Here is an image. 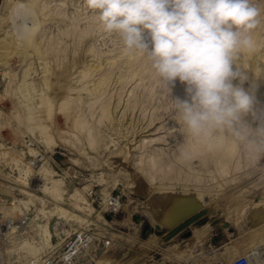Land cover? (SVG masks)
Segmentation results:
<instances>
[{
	"label": "rangeland",
	"instance_id": "374dc122",
	"mask_svg": "<svg viewBox=\"0 0 264 264\" xmlns=\"http://www.w3.org/2000/svg\"><path fill=\"white\" fill-rule=\"evenodd\" d=\"M2 2L0 47L12 40L17 50L6 64L0 63V264H44L80 235L86 239L79 242L75 264H231L252 248L264 257V245L249 248L254 230L249 213L264 199V120L259 125L254 118L253 124L250 114L231 125L209 122L192 128L179 106V101L189 99L185 85L179 80L165 84L147 54L127 49L119 34L106 32L86 0H37L32 7L19 8L20 12L31 8L28 18L14 20ZM251 3L260 12L259 25L249 33L258 38V50L256 59H249L250 69L243 67L248 77L244 87L249 89L257 81L258 87L251 90L254 110L260 115L264 113V72L258 66L264 63V0ZM30 28L36 29L37 52L44 55L21 49L25 38L20 32L25 31L26 37ZM22 50L30 54L21 56ZM44 76L51 84L42 88ZM101 76L106 77L105 85L93 92ZM80 85L85 90L77 94L74 88ZM43 97L52 105L46 118ZM63 101L69 102L68 111L60 110ZM106 105L107 114L102 112ZM42 127L55 141L51 147L44 143ZM193 142L201 147L195 154L189 151ZM224 142L234 147L222 158L215 155V148ZM249 142L253 152L246 150ZM128 149L133 161L123 158ZM42 164L59 182L61 203L43 190L45 171L34 172ZM197 190L207 201L201 217L206 222L229 220L226 230L217 228L190 240L202 227L199 223L188 230V238L179 235L164 243L154 236L156 217L151 213L156 215L157 197H162L157 193ZM73 194L83 198L91 211L74 209ZM106 197L118 200L116 212L108 209ZM55 205L78 219L57 215ZM46 223L48 242L42 235ZM29 241L40 245L36 257L22 244Z\"/></svg>",
	"mask_w": 264,
	"mask_h": 264
},
{
	"label": "clouds",
	"instance_id": "9594fccd",
	"mask_svg": "<svg viewBox=\"0 0 264 264\" xmlns=\"http://www.w3.org/2000/svg\"><path fill=\"white\" fill-rule=\"evenodd\" d=\"M104 30L117 33L127 49L146 53L165 84L177 80L189 97L179 101L192 128L231 125L252 114L255 96L235 67L241 49L255 45L249 34L260 21L251 0H86ZM148 34V39L145 33Z\"/></svg>",
	"mask_w": 264,
	"mask_h": 264
},
{
	"label": "bare ground",
	"instance_id": "6f19581e",
	"mask_svg": "<svg viewBox=\"0 0 264 264\" xmlns=\"http://www.w3.org/2000/svg\"><path fill=\"white\" fill-rule=\"evenodd\" d=\"M3 2V4L5 5V6H9V8L11 9V13H13L12 14V17L10 18V19H12V20H14V19H16V18H18V17H20L21 19H22V17L23 18H28V15H29V13H30V9L28 8V10L26 11H22V12H20V10H19V8L21 7V5H24V4H27V5H29V7L31 6H33V3L34 2H36L37 0H2ZM54 1V0H53ZM39 2L40 1H38V4H39ZM37 4V5H38ZM26 5V6H27ZM35 5V4H34ZM49 5V4H48ZM1 7V6H0ZM23 7H25V6H23ZM4 8V7H3ZM34 8V7H33ZM37 8V7H36ZM17 9V10H16ZM24 9V8H23ZM41 10V9H40ZM38 13V12H37ZM39 14V13H38ZM35 15V14H34ZM11 16V15H10ZM34 17V16H33ZM31 18H32V16H31ZM33 19V18H32ZM34 19H35V17H34ZM33 19V20H34ZM37 19V18H36ZM39 19V18H38ZM42 19V18H41ZM47 19V18H46ZM49 20V19H48ZM32 21V20H31ZM32 22H35V21H32ZM41 23V22H40ZM34 24V23H33ZM36 24V23H35ZM36 25H38V24H36ZM36 28V27H35ZM24 29V28H23ZM31 29V28H30ZM30 29H28V30H30ZM22 30V29H21ZM35 30L36 29H31V31H29V34L27 35L26 34V37H25V35H23L24 33H25V31L24 32H20V30H19V32H20V34H22V36H24V38H25V41L24 40H22V41H24L25 42V45H22V48L21 49H23V50H29L30 52H32L31 54L32 55H35L36 53L37 54H41L40 52H37L38 50V48L36 47V44H35V42H34V32H35ZM17 32V31H16ZM17 34H18V32H17ZM16 34V35H17ZM8 35V34H7ZM21 36V35H20ZM22 36L20 37V38H22ZM13 37V36H12ZM17 37H18V35H17ZM16 39V38H15ZM19 39V38H18ZM47 39V38H46ZM253 41H254V45H255V47L252 49V50H247V49H243V51H241V52H239V54H238V57H237V60H236V62H235V67H237V68H239L240 70H241V72H243V67L244 66H248V68L250 67L249 66V59L250 58H253L255 55H256V51L258 50V46H257V44H258V38L257 37H254L253 38ZM4 43L2 44L3 46H1L0 48L1 49H3V51L2 52H0V60L1 61H4V62H0V63H4V64H6L8 61V58L13 54V52L15 51V50H17V45L16 46H14V42L11 40V41H3ZM13 42V43H12ZM43 42V41H42ZM23 43V42H22ZM41 43V42H40ZM38 45V44H37ZM42 46V45H41ZM41 48V47H40ZM0 49V50H1ZM20 49V50H21ZM20 50H18L17 51V53L19 52L20 53ZM23 50H22V53H24V54H22L21 56H24V57H27V55H29L30 54V52L28 53L27 51V54H26V52L24 51L23 52ZM40 50H42V49H40ZM35 53V54H34ZM45 53V52H44ZM21 54V53H20ZM36 54V55H37ZM43 54V53H42ZM41 54V55H42ZM41 55H38L39 57L41 56ZM44 55V54H43ZM61 55V54H60ZM37 56V57H38ZM31 57V56H30ZM259 57V56H258ZM262 57V56H261ZM29 58V57H28ZM41 58V57H40ZM43 58V57H42ZM47 58V57H46ZM79 58V57H78ZM255 58V57H254ZM38 59V58H37ZM72 59H74V58H72ZM256 59V58H255ZM260 59H262V58H260ZM260 59H258L256 62H258V64H260L259 63V61H260ZM252 60V59H251ZM42 61V60H41ZM77 61V60H76ZM71 62V61H70ZM74 62V61H73ZM41 63V62H40ZM49 64V63H48ZM3 65V64H2ZM75 65V64H74ZM82 65V64H81ZM252 66H253V64H251ZM257 65V64H256ZM65 66V65H64ZM259 67H260V69L262 70V72H264V63H261L260 65H258ZM77 67V66H76ZM87 67V66H86ZM96 67H98V66H96ZM95 67V68H96ZM45 68V67H44ZM78 68V67H77ZM82 68V67H81ZM92 67L91 66H89L88 67V69H87V71L89 72L90 70L89 69H91ZM258 68V67H257ZM250 69V68H249ZM260 69H258L259 70V72L261 71ZM53 70V69H52ZM38 71V70H37ZM45 71V70H44ZM47 71V70H46ZM45 71V72H46ZM69 72V71H68ZM76 72V71H75ZM85 72V71H84ZM83 72V73H84ZM88 72H85L84 74L85 75H87V73ZM249 72V71H248ZM262 72H260V74L262 73ZM42 73V72H41ZM44 73V72H43ZM60 73V72H59ZM244 73V72H243ZM29 74V73H28ZM46 74V73H45ZM50 74H52V73H50ZM54 74V73H53ZM61 74V73H60ZM89 74V73H88ZM93 74V73H92ZM259 74V73H258ZM259 74V75H260ZM262 74H264V73H262ZM44 75V74H43ZM49 76H51V75H49ZM258 76V75H257ZM41 77V76H40ZM66 77V76H65ZM81 77V76H80ZM22 78V77H21ZM50 78V77H49ZM49 78H48V76L47 77H45L44 76V78L41 80L42 82H41V85L40 86H42V88L43 87H48L49 86ZM262 78H264V77H262ZM23 79V78H22ZM52 79V78H51ZM62 79V78H61ZM32 80V79H31ZM57 80V79H56ZM94 80V79H93ZM262 80H264V79H262ZM105 81H106V77H104V76H101L100 78H99V80H98V83H97V86L96 87H93L94 89L92 90L93 92H94V90L97 92V91H99V88H100V90H101V88L103 87V85H105L104 83H105ZM108 81V80H107ZM17 83V82H16ZM58 83V82H57ZM56 83V84H57ZM51 84V83H50ZM251 85V89L253 88V89H256L257 87H258V83H257V81L256 80H254V81H252V84H250ZM51 86V85H50ZM81 86V85H80ZM28 87V86H27ZM56 87V86H55ZM82 87V86H81ZM19 89V88H18ZM33 90V89H32ZM44 90V89H43ZM57 90V89H56ZM70 90H72V88L70 89ZM69 90V91H70ZM74 90L77 92V94L81 91L82 92V90H85V88H80V89H75L74 88ZM73 90V91H74ZM74 91V92H75ZM66 92V91H65ZM68 92V91H67ZM71 92V91H70ZM95 92V93H96ZM99 93V92H98ZM68 96V95H67ZM46 97V96H45ZM74 99V98H73ZM67 101H69L68 100V98H67ZM65 101H63V103L61 104V106H60V110L61 111H65L66 110V108L68 107H66L65 108V106H66V103L68 104L69 102H66V103H64ZM42 103L43 104H45L44 106H45V108H46V110L45 109H43V111H45V118L46 117H49L50 116V114H51V106L49 105V100L47 99V98H44L43 97V100H42ZM41 103V104H42ZM73 103V102H72ZM71 103V104H72ZM42 104V105H43ZM51 104V103H50ZM71 104H70V106H71ZM256 106V105H255ZM254 106V107H255ZM41 108V107H40ZM103 108H104V106H103ZM103 108H102V110H103ZM108 106L106 105L105 106V108H104V110L102 111V112H104L105 113V111H107V113H108ZM255 109V108H254ZM66 111H68V110H66ZM256 111V110H255ZM43 113V112H42ZM66 113H68V112H66ZM66 113H64V114H66ZM72 113V112H71ZM107 113H105V114H107ZM259 113V112H258ZM250 115V114H249ZM261 115V114H260ZM40 116V115H39ZM74 116V115H73ZM72 116V117H73ZM257 116H259L258 114H257ZM33 117V116H32ZM68 117H70V116H68ZM78 117V116H77ZM66 118H67V114H66ZM254 118H256V117H254L253 115H252V117H249V119H250V122H252L253 124L255 123V119ZM71 118H69V120H70ZM73 119V118H72ZM258 120V119H257ZM66 121V120H65ZM40 122V121H39ZM61 122V121H60ZM245 122H247V121H245ZM248 122H249V120H248ZM44 123V122H43ZM239 123V122H238ZM262 123V121L259 119V125ZM74 124H75V122H74ZM256 125V124H255ZM252 128H253V125H252ZM260 128V127H259ZM41 129V128H40ZM61 130V129H60ZM43 131V134H45L44 135V143L46 144V146L47 147H51V144L53 143V142H55V141H52L51 140V138L49 137V136H47L48 134H47V131H46V129H45V127L43 128L42 127V130H41V132ZM254 132V131H253ZM257 133V132H256ZM259 134V133H258ZM202 138H203V136H202ZM208 141V140H207ZM59 143V142H58ZM93 143V142H92ZM233 144V143H232ZM55 146V145H54ZM135 146V145H134ZM207 147V146H206ZM233 147L234 146H232V145H229V144H225V142H224V144H220V147H219V149H216L215 148V150H217V151H215V155H218V156H221L222 158H224L225 156H227V154H229V153H232L233 152ZM200 148L201 147H199V145L197 144V142H193V143H191L190 145H189V151L191 152V153H197L198 151H200ZM204 150H205V148H204ZM246 150L247 151H249V152H253V150H254V145L251 143V142H249V143H247L246 144ZM30 152L32 153L33 151L32 150H30ZM131 153V150L130 149H128V151H125L123 154V158H124V160L125 159H127V157H129L128 159L129 160H131V161H133V159H135V158H132V156H133V151H132V153ZM127 154H130V156H127ZM231 155V157H232V154H230ZM146 157V156H145ZM35 158V157H34ZM120 159V158H119ZM127 159V160H128ZM145 159V158H144ZM131 161H130V164H131ZM135 161V160H134ZM141 162H143V161H141ZM145 162V161H144ZM147 162V161H146ZM126 163V162H125ZM123 164V163H122ZM224 164H225V161H224ZM229 164V163H228ZM228 164L227 165H225L226 167L228 166ZM41 165V164H40ZM235 166V165H234ZM222 167V166H221ZM225 167V168H226ZM28 168V170H30V168L29 167H27ZM144 168V167H143ZM225 168H223V169H225ZM230 168V167H229ZM232 168V167H231ZM146 169V168H145ZM226 169H228V168H226ZM35 170L36 171H34L36 174H39L40 175V173L42 172H44L43 174L44 175H42V176H44V177H41V179L43 178V180H44V185H43V190L45 191V192H47V193H49V194H51V196H52V198H54L55 200H63L62 199V195H61V193H60V188L58 189V187H59V182L58 181H54L53 179H52V172H50V171H47V169L44 167V165L42 164V166H37V168H35ZM141 170H142V168H141ZM144 170V169H143ZM142 170V171H143ZM145 171H147V170H145ZM144 171V172H145ZM224 171H226V170H223V172ZM220 172V171H219ZM27 173V172H26ZM119 174V173H118ZM145 174V173H144ZM148 174V173H147ZM225 174H227V173H225ZM126 175H128V174H126ZM146 175V174H145ZM223 175H224V173H223ZM113 176V175H112ZM144 176V175H143ZM222 176V175H221ZM145 177H147V176H145ZM150 177V176H149ZM117 178V177H116ZM148 180V179H147ZM47 181H49L53 186H51V187H47L46 186V182ZM120 181V180H119ZM129 181V180H128ZM117 182V181H116ZM121 182V181H120ZM126 182V181H125ZM146 182V181H145ZM219 185H220V183H219ZM62 186V185H61ZM160 189V188H159ZM165 190V189H164ZM199 190H201V189H199ZM159 191V190H158ZM188 191V190H187ZM195 191V190H194ZM198 191V190H197ZM202 191V190H201ZM164 192V191H163ZM163 192H160V193H157V195H159V194H161L162 195V197H157L158 198V204L160 205V207H158V209L156 210L157 212H156V215H153V213H151V215H152V217L153 218H155V224H154V227H155V229L156 230H154V232H153V234H154V236H158V237H160L161 238V240L163 241L164 240V238L166 237V235L168 234V232H170L174 227H176L178 224H180V223H182L183 221H185L187 218H190V217H195V216H197V217H199V218H201V216H203V213L205 212L204 211V207L205 206H207L206 205V197L203 195V194H200L201 192L200 191H198V193L196 192L195 194H191V192H189L188 194L185 192V193H163ZM200 192V193H199ZM204 192V191H203ZM249 192V191H248ZM63 194V193H62ZM166 194V195H165ZM28 195H30V194H28ZM207 196V195H206ZM29 197H31V196H29ZM244 197V196H243ZM51 198V199H52ZM73 199V202L72 203H70V205L74 208V209H78V211L79 210H87L88 212H90L91 211V208H90V206L86 203V201H84V199L83 198H80V196H78L77 194H73V195H71L70 196V199ZM71 199V200H72ZM210 199V198H209ZM211 200V199H210ZM61 201H60V203H61ZM108 201H109V199H108V197H106V199H105V203L106 204H108ZM244 203V202H243ZM246 204H249L250 202H245ZM24 205H27V203H23ZM63 204V203H62ZM111 204H113V205H115V203L113 202V203H111ZM245 204V205H246ZM83 205V206H82ZM150 205V204H149ZM241 205H243V204H241ZM254 206H252L253 207V211L251 212V215H250V213H249V216H250V219H251V222H252V226H253V231H251L252 233H251V237H250V241L251 242H253V245L252 246H249V248L250 247H253V246H255V245H264V199H262L261 200V202L258 204H253ZM240 207V206H239ZM245 207V206H244ZM244 207H242V208H244ZM13 208V207H12ZM246 208V207H245ZM54 209V208H53ZM55 209H56V214L57 215H59V216H61V217H66V218H70V217H73V218H76V219H78V217H76L75 215H73V214H71V213H69L68 211H66V210H64V209H62V208H60L58 205L56 206L55 205ZM241 209V208H240ZM247 209V208H246ZM11 210V209H10ZM153 210H154V208H153ZM245 210V209H244ZM243 209H242V211H244ZM233 211V210H232ZM236 211V210H235ZM240 211V210H239ZM150 213V212H149ZM206 213V212H205ZM237 213H238V210H237ZM86 214V213H85ZM91 214V213H90ZM247 214V213H246ZM55 215V214H54ZM206 215V214H205ZM234 215H236V214H233L232 216H234ZM240 215H242V214H240ZM53 216V215H52ZM60 217V218H61ZM151 217V216H150ZM230 217H231V214H230ZM241 217V216H240ZM247 217V216H246ZM233 218V217H232ZM237 218V217H236ZM152 219V218H151ZM228 219H230L229 217H228ZM75 220V219H74ZM82 220V219H81ZM143 220V219H142ZM152 220H154V219H152ZM231 220H233V219H230V221ZM151 221V220H150ZM229 221V220H228ZM228 221H226V222H228ZM235 221V220H234ZM238 221V220H237ZM86 222V221H85ZM206 222V221H205ZM226 222H224V221H221L220 223H217V224H212V221L211 220H209V221H207L206 223H200V224H203L202 225V227H200V229L199 230H197L196 231V233L194 232V237L193 238H191L190 240H196V239H199V238H202V236H205L207 233H209L210 231H212V230H214V229H217V228H222V229H224V230H226V227H227V225H225V223ZM84 223V222H83ZM145 223V222H144ZM153 223V222H152ZM234 223H236V222H234ZM232 224H233V222H232ZM249 224H250V222H249ZM43 227V236H44V238H45V240H46V242H48V238L50 237V232H48V230L46 229V227H47V223L45 224V226H42ZM194 227V226H193ZM251 227V226H250ZM160 232V233H159ZM31 239H33V238H31ZM61 242H62V240H61ZM164 242V241H163ZM169 242H172V240L171 241H169ZM169 242H167V243H169ZM165 243V242H164ZM23 244V246H26L27 248H29L28 249V252H31L32 253V255L34 256V257H36L37 255H38V253L40 252V245H39V243H37V244H32V243H30V241L29 242H24V243H22ZM74 246H75V244H74ZM76 247V246H75ZM254 250H258V249H255V248H252V249H249V251L248 252H246V254L245 255H249L252 259H253V264H264V257H261L258 253H256V251H254Z\"/></svg>",
	"mask_w": 264,
	"mask_h": 264
},
{
	"label": "built area",
	"instance_id": "2783aa9c",
	"mask_svg": "<svg viewBox=\"0 0 264 264\" xmlns=\"http://www.w3.org/2000/svg\"><path fill=\"white\" fill-rule=\"evenodd\" d=\"M113 202L115 203V205L111 204ZM107 207L111 212H116L119 209L118 200L109 198ZM82 239L85 240L86 237L83 238V236L80 235L77 239L66 242V244L58 250V255L56 256V258L52 259L47 257L44 264H75L79 242ZM74 244L76 247L74 246ZM231 264H253V259L249 255H240L235 258Z\"/></svg>",
	"mask_w": 264,
	"mask_h": 264
},
{
	"label": "water",
	"instance_id": "95a60500",
	"mask_svg": "<svg viewBox=\"0 0 264 264\" xmlns=\"http://www.w3.org/2000/svg\"><path fill=\"white\" fill-rule=\"evenodd\" d=\"M205 221L206 220L205 218L203 219V217H201V219L197 216L187 218L185 221L178 224L170 232H168L163 241L167 243L173 240L174 238L178 237L179 235H181V238H188L191 236V231L188 230L199 223H205ZM217 223H219L217 220L212 221V224Z\"/></svg>",
	"mask_w": 264,
	"mask_h": 264
}]
</instances>
